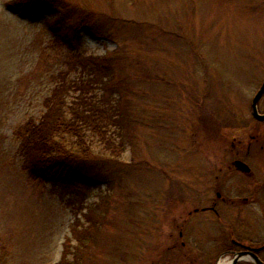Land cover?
I'll return each mask as SVG.
<instances>
[{
	"label": "rangeland",
	"instance_id": "rangeland-1",
	"mask_svg": "<svg viewBox=\"0 0 264 264\" xmlns=\"http://www.w3.org/2000/svg\"><path fill=\"white\" fill-rule=\"evenodd\" d=\"M48 2L31 10L26 0H0L5 264H212L220 229L264 237V123L250 108L264 79V0ZM79 52L110 57L106 97L123 117L124 146L110 158L93 137L98 157L76 182L34 180L15 129L41 114L52 74L71 72ZM216 188L255 200L220 205L219 220L189 214L193 199Z\"/></svg>",
	"mask_w": 264,
	"mask_h": 264
},
{
	"label": "trees",
	"instance_id": "trees-1",
	"mask_svg": "<svg viewBox=\"0 0 264 264\" xmlns=\"http://www.w3.org/2000/svg\"><path fill=\"white\" fill-rule=\"evenodd\" d=\"M26 2L31 10L45 8L50 3L48 0ZM109 58L76 54L71 68L75 74L65 69L53 73L54 84L42 102L44 110L38 117L28 116L15 129L18 154L30 178L61 185L76 182L81 167L98 157L93 137L108 151V157L119 156L124 141L117 127L124 121L114 102L106 97L108 91L112 92L114 77ZM97 88L102 92L94 91ZM0 264H5L2 255Z\"/></svg>",
	"mask_w": 264,
	"mask_h": 264
},
{
	"label": "flooded vegetation",
	"instance_id": "flooded-vegetation-1",
	"mask_svg": "<svg viewBox=\"0 0 264 264\" xmlns=\"http://www.w3.org/2000/svg\"><path fill=\"white\" fill-rule=\"evenodd\" d=\"M263 98H264V93L262 94L261 98L258 101V110L260 113H264V111H261L259 109V104L261 103ZM253 118L257 120L258 123H264V120H258L255 117ZM253 137H255V135H253ZM238 142L240 145H242L243 143L241 140H239ZM249 147L250 145L249 143H247L246 149L248 150ZM235 169L237 171H240L237 168ZM245 174L251 176V172L245 173ZM262 188H263V196H264V184ZM212 191L214 195H210V197L206 199L205 201H202V203H199L197 202V200L193 199V209L189 211L190 212L189 214H191L192 212L194 214L196 212L202 211L208 215V213L211 212L212 214H209V215L216 218V220H219L220 219V213H219L220 205L228 204L231 206L240 207L241 205H244L246 202H249V201L252 202L255 200L254 195L253 196L251 195L228 196V195H225L223 192V189H220V188L212 189ZM251 192H253V190H251L250 193ZM196 202L199 204H195ZM184 221H186L185 218H184ZM195 221H196L195 218H193L192 220L193 231H194V227L196 224ZM176 225H178V223H176ZM242 231L246 233L244 229ZM219 232H220L219 237L217 236L215 238L214 240L215 246L212 249L214 251V256L211 258L212 264H217V263L219 264H255V262L253 261V255H256L259 259L264 261V237L261 232L257 236L255 235L256 234L255 233L249 237L246 235L235 237L233 236V231H230V233L226 234L225 231H223L222 229H220ZM178 234L179 236H182V227L179 228ZM256 237L260 239L258 240L256 239ZM262 237H263V240L261 239ZM193 244H195L194 241H193ZM195 251H196V246L193 245V253ZM234 257L237 258L236 261H231Z\"/></svg>",
	"mask_w": 264,
	"mask_h": 264
},
{
	"label": "water",
	"instance_id": "water-1",
	"mask_svg": "<svg viewBox=\"0 0 264 264\" xmlns=\"http://www.w3.org/2000/svg\"><path fill=\"white\" fill-rule=\"evenodd\" d=\"M263 93H264V80L262 81L261 85L259 86L255 94L253 95L251 104H250L251 113L253 117H255L258 120H264V113H260L258 110V101L261 98ZM232 165L235 166V168H237L241 172H244V173L251 172L249 165L243 160L236 159L232 162ZM236 259L237 258L234 257L231 261H236ZM253 261L255 262V264H264V261L259 259L256 255H253Z\"/></svg>",
	"mask_w": 264,
	"mask_h": 264
}]
</instances>
